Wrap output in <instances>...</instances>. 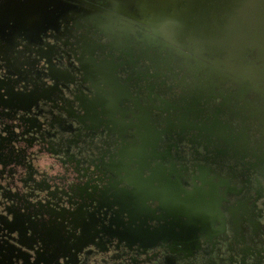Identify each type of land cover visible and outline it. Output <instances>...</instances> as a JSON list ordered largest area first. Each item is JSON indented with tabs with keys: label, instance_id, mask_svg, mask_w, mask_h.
Returning <instances> with one entry per match:
<instances>
[{
	"label": "flooded vegetation",
	"instance_id": "1",
	"mask_svg": "<svg viewBox=\"0 0 264 264\" xmlns=\"http://www.w3.org/2000/svg\"><path fill=\"white\" fill-rule=\"evenodd\" d=\"M247 9L239 0H0V34L34 37L14 48L0 38V85L23 76L52 90L48 123L67 139L84 132L66 113L124 96L100 144L69 146L74 178L53 193L72 210L95 200L98 223L87 213L84 222L87 233L102 230L100 264H264V176L247 124L264 102L240 75L259 55L247 28L241 44L227 31L246 27ZM38 124L42 138L27 143L52 147V130ZM41 231L68 237L49 223Z\"/></svg>",
	"mask_w": 264,
	"mask_h": 264
},
{
	"label": "water",
	"instance_id": "2",
	"mask_svg": "<svg viewBox=\"0 0 264 264\" xmlns=\"http://www.w3.org/2000/svg\"><path fill=\"white\" fill-rule=\"evenodd\" d=\"M239 3L240 6H247L249 19L246 27L243 25L227 29L234 32L228 34V37L237 38L241 44L247 28L249 49L252 52L257 50L259 58L240 75L245 80L247 89L255 92L257 100L260 99V94L264 102V0H239ZM41 24L43 27H54L51 26L53 23ZM0 35V38L9 37L8 43L12 48L24 38L34 39L22 34ZM48 78L50 89L60 87L56 78ZM15 83L0 85V264H74L73 258L77 259L75 264H100L104 260L93 257H101L97 245L103 239L102 230L94 224L90 233H87L85 225L88 223L84 222V213L90 214L91 225L97 220L95 217L99 211L95 200H90L89 204L81 202L72 210L68 205L55 202L53 193L62 191V185L74 178L75 170L67 159L69 146L73 142L72 146L75 148H86L89 151L92 146L100 144V135L106 133L104 129L101 130L105 117L111 118L114 115L124 96H120V93L117 96L109 93L107 97L98 95L93 98V103L82 106L85 113L76 117L66 113L70 121L69 127L74 129L78 126L84 132L74 134L71 140L64 136L68 131L66 127L58 126L53 121L48 123L49 115L53 113L49 110L50 105H57L58 101L53 91H39L36 85L35 88H30V81L23 76L17 77ZM18 84L21 86L17 87ZM261 114L262 116L248 112L247 124L250 135L254 136L256 148L261 153L257 156L262 169L259 175L264 176V107ZM38 123L47 125L52 130V134L48 135L52 139V147L38 149L33 147L34 144L27 143L29 136L42 138ZM105 127L111 130L110 127ZM76 136L81 138L78 140ZM44 153L56 157V162L63 171L49 172L48 168H56L54 163L41 171L36 161ZM258 164L257 162L256 165L259 166ZM21 169L24 171L21 172ZM68 191L75 192L71 186ZM88 206H92L94 211L89 212ZM45 223L62 227L68 237L59 234L52 239L43 237L41 226ZM119 235L120 239L127 237L120 231Z\"/></svg>",
	"mask_w": 264,
	"mask_h": 264
},
{
	"label": "clouds",
	"instance_id": "3",
	"mask_svg": "<svg viewBox=\"0 0 264 264\" xmlns=\"http://www.w3.org/2000/svg\"><path fill=\"white\" fill-rule=\"evenodd\" d=\"M50 163H54L56 164V168L55 169H51L48 168V165ZM37 167H39L41 169V171H43L45 168H48L49 172H54V171H63V168L61 167V165L59 163L56 162V157L52 156L50 157L47 153H44L43 155L40 156V159L36 161ZM24 170L21 169V172H23ZM39 178V177H37ZM19 183V181H18ZM41 195H44L43 193H41ZM101 255H105V254H101ZM83 258V255L82 257ZM100 257H93V259H99Z\"/></svg>",
	"mask_w": 264,
	"mask_h": 264
}]
</instances>
